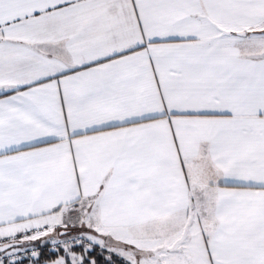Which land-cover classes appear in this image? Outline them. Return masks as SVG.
Returning <instances> with one entry per match:
<instances>
[{"label":"snow or ice","instance_id":"6c2138e0","mask_svg":"<svg viewBox=\"0 0 264 264\" xmlns=\"http://www.w3.org/2000/svg\"><path fill=\"white\" fill-rule=\"evenodd\" d=\"M0 264H264V0H0Z\"/></svg>","mask_w":264,"mask_h":264}]
</instances>
